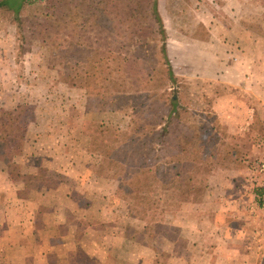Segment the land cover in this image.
Masks as SVG:
<instances>
[{"label": "rangeland", "instance_id": "1", "mask_svg": "<svg viewBox=\"0 0 264 264\" xmlns=\"http://www.w3.org/2000/svg\"><path fill=\"white\" fill-rule=\"evenodd\" d=\"M142 4L34 0L18 16L0 7V188L10 214L29 224L73 206L63 221L132 240L114 264H264V205L242 171L233 175L249 156L231 146L244 139L251 95H264V0H159L161 23L135 16ZM262 152L245 163L254 189L264 186Z\"/></svg>", "mask_w": 264, "mask_h": 264}, {"label": "crops", "instance_id": "2", "mask_svg": "<svg viewBox=\"0 0 264 264\" xmlns=\"http://www.w3.org/2000/svg\"><path fill=\"white\" fill-rule=\"evenodd\" d=\"M226 70V68L224 69ZM251 80V78L249 79ZM250 82V81H248ZM252 101L250 104L243 108L244 115L246 117L244 122L237 129L241 131L244 139L232 138L231 146L234 149H238V157L244 152V156L249 160L245 163H250L256 154L258 153V160H263L264 149V115L259 110V104L264 101L263 96L251 95ZM231 110L234 109L231 106ZM212 112H215L212 110ZM217 112V111H216ZM220 114L219 112H217ZM226 132H236L235 130ZM231 134V133H230ZM245 136L249 137L246 138ZM242 137V138H243ZM244 142H249L250 147H247ZM253 151H256L253 155ZM236 153V150H235ZM253 159V160H255ZM238 161V159H237ZM236 163V158L233 160ZM240 162V161H239ZM244 162H240L236 170H233V175L241 172L247 189L245 190L249 195L253 193L257 194L259 189L252 188L254 171L251 169V164L247 165ZM240 167V168H239ZM235 167H233L234 169ZM1 172L3 169L1 168ZM34 172V171H33ZM241 176V175H240ZM56 190H62L65 197L71 198L74 189H65L61 186L56 187ZM256 190V191H255ZM8 195L5 188H0V264H21L22 262L34 261L37 264H59L66 261L68 264H83V261L94 264H114L110 261L118 260L117 257L126 256V247L128 242L132 243V240L125 238V236H117L116 233L107 234L105 230L99 227V223L91 222V224H84L83 221L80 225L78 219L72 217L70 220L63 221L62 213L76 214L73 206L67 209H60L59 207L51 208V215L45 218L46 210H42V215L39 220L36 217H32L33 226L29 227L28 223L21 222L25 220L23 214L17 217L11 216V210L8 207ZM72 199V198H71ZM41 205H37V209ZM87 209H84L86 213ZM36 211V210H35ZM29 212V211H27ZM34 211H32L33 213ZM84 214V213H83ZM13 218V220H11ZM79 218V217H77ZM82 219H86L83 215ZM38 220V225H37ZM77 220V222H74ZM105 228L106 225H100ZM153 251L155 248H151ZM135 256V257H130ZM138 253L129 251L130 259L137 260ZM67 258V259H66ZM119 262V261H117ZM116 263V262H115Z\"/></svg>", "mask_w": 264, "mask_h": 264}, {"label": "trees", "instance_id": "3", "mask_svg": "<svg viewBox=\"0 0 264 264\" xmlns=\"http://www.w3.org/2000/svg\"><path fill=\"white\" fill-rule=\"evenodd\" d=\"M33 1L34 0H0V7L1 8H7V9L11 10L13 13H15L18 16L21 13V10L23 9L24 5H26L27 3H31ZM145 1H146V4L145 5L142 4V11L141 12H136L135 16L138 14L137 17H139V18H147L148 15L150 16L151 14H153V15H155V17L161 23V15L159 13V0H145ZM133 10H135V9H133ZM145 10H147V11H145ZM131 11L132 10L127 9V13L126 14L128 16H131L130 15L131 14ZM163 54L165 56H167V53H166V49L165 48L163 49ZM169 71H170V74L173 76L174 72H173V69H172L171 66H170ZM169 105H170V109H169L168 114H167L166 117H168L169 119L172 120L175 117H177V115H179V113H180L179 112V108H178V106H179V97H178V95H176V93L172 94L169 97ZM133 109H134V107H133ZM144 123L145 122L142 121L141 123L140 122L139 123H136V125H139V127H143L144 126V128H146V125H143ZM150 124H151V126H155L153 122L150 123ZM170 127L171 126H170V123H169V125L167 126V131L168 132H171L170 131ZM153 129L156 130L157 128L154 127ZM154 130L151 131V132H153V134H155L157 132V131H154ZM165 133L167 134L166 131H165ZM143 134H145V137L147 139H150V136H149V134L147 132L146 133H139L137 135L134 134L132 136V138L129 139V143L128 144L129 145H137L138 143H140L142 141V135ZM153 139H154V137H153ZM175 144H176L175 147L177 148L176 149L177 150V157H176V159H177L178 158V153L181 150V148H180V142L179 141L176 142ZM159 146H161V149L160 150H162V148H163L162 143H160ZM152 151H155V147H152ZM173 161L175 162L174 159H173ZM151 162L153 163V159H152ZM161 165H163V163H161ZM176 166L177 165L174 163L172 165V168H175ZM263 192H264V188L259 189V193H258L259 194V197H258V199L261 202H262V194H263Z\"/></svg>", "mask_w": 264, "mask_h": 264}, {"label": "built area", "instance_id": "4", "mask_svg": "<svg viewBox=\"0 0 264 264\" xmlns=\"http://www.w3.org/2000/svg\"><path fill=\"white\" fill-rule=\"evenodd\" d=\"M263 188H264V186H263ZM262 203H263V205H264V192H263V194H262Z\"/></svg>", "mask_w": 264, "mask_h": 264}]
</instances>
